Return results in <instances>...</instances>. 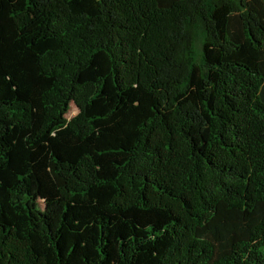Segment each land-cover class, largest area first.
Segmentation results:
<instances>
[{
	"label": "trees",
	"instance_id": "obj_1",
	"mask_svg": "<svg viewBox=\"0 0 264 264\" xmlns=\"http://www.w3.org/2000/svg\"><path fill=\"white\" fill-rule=\"evenodd\" d=\"M0 264H264V0H0Z\"/></svg>",
	"mask_w": 264,
	"mask_h": 264
},
{
	"label": "rangeland",
	"instance_id": "obj_2",
	"mask_svg": "<svg viewBox=\"0 0 264 264\" xmlns=\"http://www.w3.org/2000/svg\"><path fill=\"white\" fill-rule=\"evenodd\" d=\"M76 114V109L74 108V106L72 105L71 106V109H70V113L68 114V118H71L73 115Z\"/></svg>",
	"mask_w": 264,
	"mask_h": 264
}]
</instances>
